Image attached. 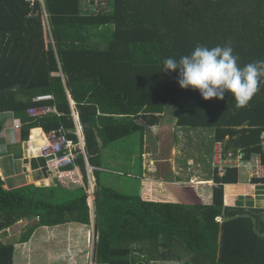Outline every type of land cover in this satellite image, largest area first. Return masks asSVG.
Masks as SVG:
<instances>
[{"label": "trees", "instance_id": "16d2710c", "mask_svg": "<svg viewBox=\"0 0 264 264\" xmlns=\"http://www.w3.org/2000/svg\"><path fill=\"white\" fill-rule=\"evenodd\" d=\"M106 5L94 13L82 9V0H0V114L14 113L26 129L74 132L75 107L89 164L98 168H108L102 147L138 136L140 148L131 146L124 160L133 172L127 176L136 178L123 186L120 169L89 170L83 156L62 167L51 185L8 191L0 176V232L26 222L18 256L35 236L41 241L50 235V227L79 245L92 227V186L95 246L88 230L84 264H90L91 250L94 264H264V210L224 204V185L239 182L238 168L223 177L214 170L212 189L187 187L173 201L149 199L140 179L145 129L160 125L170 109L177 112L178 128L212 130L215 143L236 138L238 155L260 156L264 167V82L247 107L237 108L230 94L205 101L198 91L179 87L177 72H161L165 58L179 60L197 45H231L240 66L264 60V0ZM43 95L53 100L33 102ZM46 105L60 116H29L31 108ZM112 146L121 157L125 148ZM251 182L253 205H263L264 177ZM14 255L15 243H0V264H14Z\"/></svg>", "mask_w": 264, "mask_h": 264}, {"label": "rangeland", "instance_id": "374dc122", "mask_svg": "<svg viewBox=\"0 0 264 264\" xmlns=\"http://www.w3.org/2000/svg\"><path fill=\"white\" fill-rule=\"evenodd\" d=\"M89 5H96L97 8L98 7L103 9L107 8L106 0H82V9L84 11L87 10ZM89 10H91L90 7ZM37 107H42V106H37ZM28 114H30V111L28 112ZM162 119L163 120L160 125L152 128L146 127L145 129L144 148L142 153V157H143L142 178L151 184L141 189L144 191L143 194H145L149 199H151V197L153 198L152 184L155 181L161 183L181 182V184H177V185H184V187H194V188L204 187V186L213 187L214 183L213 182L209 183L210 181L209 179L212 178L213 180L214 172H215L214 169L216 167L215 158H214L215 142L213 141V137L215 136V133L212 132V130L178 128L176 126L177 112L173 111V109L168 110ZM20 126L22 127L21 124ZM20 129L17 130L19 131ZM140 140L141 139L138 136H132L131 138L122 139L116 143L110 144L111 146L117 144L125 148L124 152L122 153L120 152L122 154L120 155L121 157L118 158L115 157L116 155H114V153H116L117 151H114L109 155L108 161L111 162L110 165L114 168L121 169V166L116 163L124 162V160H127V158H129V155H127V153H129L128 149L131 146L134 145V147L130 148L132 151L139 149L141 145ZM236 156L237 155H234L232 157L227 153L225 154V159H228L229 161H233L232 164L234 165ZM134 158L135 156L133 157V159ZM129 165H130L129 163H124L122 170L128 168ZM243 169L245 170H243L242 171L243 173H241L240 181L242 183L248 184L249 182H251L250 180H252L253 177H256L257 175H254L251 171H249L246 168ZM94 170L96 171L98 169L95 168ZM53 172H56L58 176L60 170L59 171L56 170ZM124 172L126 173L129 171L126 170ZM129 173H133V172H129ZM127 175L128 174H126V176H122V178L125 177H130L131 179L136 178L135 174L131 176H127ZM103 178H105V176H103ZM125 180L126 179L120 181L121 182L120 184L124 186L126 183ZM88 192H90L89 193L90 206H92L91 208L93 209L92 197H91L93 192L92 186H91V190L89 188ZM262 195L264 194L262 193ZM241 199H243V201L245 200L244 198ZM262 200L264 201V198ZM251 205L252 206L246 205V202H237L234 205V208L240 207V208H245L246 210H252L254 212H257L259 210H264V202L263 205L256 206L254 204L255 207L253 206V203ZM90 226L92 227L85 229L86 234H84L81 237V239L78 241L79 245L77 244L78 246L77 249L79 250L76 249L77 250L76 253H78L79 256L78 255L76 256L77 260L78 257H80V255H83V252H87L86 256L87 254H89L88 253L89 251H86L88 250V246L86 245V238L87 235H90L89 231L90 232L92 231L91 249H93L94 229H95L94 222ZM27 228L28 226L26 222L21 221L15 226L7 229L6 231L0 232V243H5V244H7L8 242L15 243V254H16V250L18 248L17 246L19 245L18 243L19 239L21 235L24 233L25 229ZM57 246L59 247L60 243L58 240H54L53 242L49 243V247L44 246L40 249V240H38L36 242L37 250H34V252L31 254V256L33 257L31 258V260L28 259L29 262L27 263L23 261L24 255L21 253V250L19 249V256L17 255V261L19 260L18 264L20 262L21 264H41V260L44 258L41 255V253L44 251H45V255H48L47 253H50L49 256L51 258H47L48 260L53 261L55 260V258H57L56 260H58ZM91 254H92V250H91ZM86 259L87 258H82V263L86 262ZM93 264H94V260H93Z\"/></svg>", "mask_w": 264, "mask_h": 264}, {"label": "crops", "instance_id": "0c3cea01", "mask_svg": "<svg viewBox=\"0 0 264 264\" xmlns=\"http://www.w3.org/2000/svg\"><path fill=\"white\" fill-rule=\"evenodd\" d=\"M48 108H54L53 106L46 105ZM38 109V108H37ZM29 116L34 117L29 114ZM41 117V116H39ZM21 124L22 127L18 131L16 129V125ZM26 125L24 122H22L21 118L17 117L14 113H4L0 114V176L4 181V188L8 191L11 190H16L20 189L22 187H27L29 185H35L41 186V185H51L54 182V179L57 178V173L53 172L52 167H48V163L46 159H43L39 156V149L42 146V143L39 140V137L41 140H47L46 134L48 135L49 133H46L43 128L39 125L35 128H30L26 129ZM156 127V126H155ZM152 128V127H150ZM41 131L42 133H37L36 131ZM73 136H75L78 140L80 138L78 137L77 133L71 132ZM145 135V133H144ZM81 136L83 138V141L85 143V137L84 133H81ZM36 137V139L34 138ZM144 137V136H143ZM226 142H224V149H226ZM86 148V144H85ZM143 148H144V143H143ZM115 147L113 146H104L101 148V153L105 155L106 161H107V166L108 168H98V167H93L97 168L100 171H112L111 167V162L108 161V158L111 153L114 152ZM120 149V147H119ZM239 149V148H238ZM238 149L231 150V151H226L224 152L227 154H234L238 155ZM121 150H123L121 148ZM120 150V151H121ZM143 153V151H142ZM142 157V156H141ZM88 159V157H87ZM122 165L124 163H129L128 162H119L116 163L118 165ZM87 165V163H86ZM87 167H92L89 164ZM77 169V168H76ZM128 170V168L122 170V168L119 170V173L121 175H125L128 172H124ZM245 169H241L239 172V182L237 184H226L224 185V204L226 207H233L237 202H246V205L252 206V198L257 192V190L254 191L249 188V186H256L253 184V182H249L248 184L242 183L240 181L241 179V173ZM78 171V170H77ZM143 175V157H142V172L140 174V179L142 180V187H146L147 185L151 184L148 181L144 180L142 178ZM131 176V175H130ZM95 179V178H94ZM123 179H131L128 177L122 178L119 180L123 181ZM135 178H132V180ZM210 180V181H209ZM208 181L209 183H215V180L210 178ZM94 184V183H93ZM181 184V182L178 183H161L158 181L153 182L152 187H153V199L154 201H160V200H170L173 201L177 197V191L179 190H185L184 185H177ZM186 184V183H183ZM95 183V187H96ZM206 188V186H205ZM208 188L212 189L210 186ZM241 195H244L243 197ZM241 198H248L249 201L246 199L243 201ZM254 206V205H253ZM255 207V206H254ZM240 208V207H236ZM245 209V208H244ZM62 226V225H61ZM59 226V228H61ZM42 228V227H41ZM40 228V229H41ZM58 228V229H59ZM44 229V228H43ZM49 229H52L50 235H44L41 236L42 239L40 241V249L42 247H49V243L53 242L54 240H58L60 243V246L58 247V260L55 258V260L51 261L48 260L47 258H51L49 256L50 253H47L48 255H45V251L41 253L43 259L41 260V264H84L82 263V258H87L86 253L83 252V255H80L77 260V255L78 253L77 249L76 250V243L75 241L71 242L74 240L73 238H65L61 240L60 237H57L55 234L54 229L50 227ZM38 231V230H37ZM61 229H59L57 232H60ZM35 233V232H34ZM36 237V236H35ZM35 237L32 239L31 244H28L25 248V251L23 253L24 258L23 261L26 263L29 262L28 259L31 260L33 256L31 254L34 252V250H37L36 248V241H34ZM44 250V249H43ZM46 250V249H45ZM36 252V251H35ZM79 256V255H78ZM17 259V254L14 255V264ZM93 254H91V262L90 264H93ZM152 264H181L179 262H162V261H155L152 262Z\"/></svg>", "mask_w": 264, "mask_h": 264}, {"label": "clouds", "instance_id": "9594fccd", "mask_svg": "<svg viewBox=\"0 0 264 264\" xmlns=\"http://www.w3.org/2000/svg\"><path fill=\"white\" fill-rule=\"evenodd\" d=\"M161 72H177V83L179 87L183 90L191 89L198 91L205 101L212 99L224 100L227 93L234 98L233 100L237 108H244L248 106L249 102L259 91L260 84L264 82V60H258L240 66L238 57L233 54L231 45L211 48L197 45L194 51L188 55L181 56L179 60L172 57L165 58ZM71 107L75 109V107ZM34 108L40 110V108L48 107ZM49 114L60 116L58 115L59 113H47L34 117H44ZM66 133L69 139L68 133L71 132ZM74 133H77V130ZM81 133H84L83 130ZM48 135H45L46 138ZM70 141L72 142V140ZM45 142L40 149L48 143L47 140ZM78 142L79 140L72 143L78 144Z\"/></svg>", "mask_w": 264, "mask_h": 264}, {"label": "built area", "instance_id": "2783aa9c", "mask_svg": "<svg viewBox=\"0 0 264 264\" xmlns=\"http://www.w3.org/2000/svg\"><path fill=\"white\" fill-rule=\"evenodd\" d=\"M92 12L96 13L98 8L96 5H89ZM89 7L87 10H89ZM86 10V11H87ZM51 96L48 97H38L34 99V103L41 102L44 99H49ZM47 113H57L55 109H48V108H40L36 109L33 108L30 111V114L32 116H38L40 114H47ZM60 115V114H58ZM72 118L76 124V126L79 124V117L78 113L75 111L74 108H72ZM20 124L16 125V129H20ZM81 130L77 129L78 137L80 138L78 144L72 143L67 138L66 132H51L47 137V144L43 146L39 150V156L46 159L48 163V167H52L53 169H60L62 167L74 165L76 160L79 156H83L87 165H88V159L86 157L85 153V144L83 141V138L81 136ZM224 143L222 142H216L214 147V158H215V168L220 169L221 175L224 173V169L227 167H236V168H246L249 171H251L254 175L261 176L262 175V163L260 156H253L250 160H243L242 155H237L235 159V164L233 165V161H229L228 159H225V152H224ZM232 157L234 154H230ZM49 167V168H50ZM90 168V167H88ZM92 169H95L91 167Z\"/></svg>", "mask_w": 264, "mask_h": 264}, {"label": "bare ground", "instance_id": "6f19581e", "mask_svg": "<svg viewBox=\"0 0 264 264\" xmlns=\"http://www.w3.org/2000/svg\"><path fill=\"white\" fill-rule=\"evenodd\" d=\"M48 96H51V95H43V96H39V97H48ZM36 98H38V97H36ZM35 98V99H36ZM50 100H53V97L51 96V98H49V99H44V100H42L41 102H46V101H50ZM41 102H38V103H41ZM43 107V106H42ZM46 107V106H45ZM80 129V127L77 125L76 126V130L77 129ZM81 130V129H80ZM82 131V130H81ZM40 138H42V137H39V140H40V142L42 143V145H44L46 142H45V140H41ZM36 139V138H35ZM228 168H236V167H227V168H225L224 169V173L221 175V173H220V169L219 168H215L214 170H217L218 171V175L220 176V177H223L225 174H226V171H227V169ZM61 169V168H60ZM60 169H53V171H56V170H60ZM89 170H92V168H88ZM239 170L240 169H242V168H238ZM264 177V167L262 166V175L261 176H256V177H253V178H263ZM251 181V180H250ZM214 186H215V183H214ZM92 205H93V217H92V224H93V222H94V194H93V192H92ZM92 207V206H91ZM217 221L218 222H222V219L220 218V217H218L217 218Z\"/></svg>", "mask_w": 264, "mask_h": 264}, {"label": "water", "instance_id": "95a60500", "mask_svg": "<svg viewBox=\"0 0 264 264\" xmlns=\"http://www.w3.org/2000/svg\"><path fill=\"white\" fill-rule=\"evenodd\" d=\"M240 146V142L236 138H229L226 142V151H231L233 149L237 150Z\"/></svg>", "mask_w": 264, "mask_h": 264}]
</instances>
